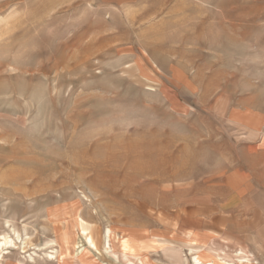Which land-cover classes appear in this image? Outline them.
Wrapping results in <instances>:
<instances>
[{
    "label": "rangeland",
    "instance_id": "rangeland-1",
    "mask_svg": "<svg viewBox=\"0 0 264 264\" xmlns=\"http://www.w3.org/2000/svg\"><path fill=\"white\" fill-rule=\"evenodd\" d=\"M12 228L1 264L145 262L107 229L149 264H264V0H0Z\"/></svg>",
    "mask_w": 264,
    "mask_h": 264
},
{
    "label": "bare ground",
    "instance_id": "bare-ground-1",
    "mask_svg": "<svg viewBox=\"0 0 264 264\" xmlns=\"http://www.w3.org/2000/svg\"><path fill=\"white\" fill-rule=\"evenodd\" d=\"M12 231H13V234L12 235H11V233L8 234L6 232L5 233H2L0 235V255L6 249L9 250L7 253H11V251L17 250V249H20L21 250V253H26L27 252V238H30V237H27V238L24 239V238H22V235L15 228H12ZM59 236H60L59 238H60V242H61V244H60L61 250H62L61 252L63 254L64 252H67V250H69V248H65V246L66 245L68 246V243L73 238V235H72V232L71 231H68L67 230V231L61 232ZM113 237H115V236L112 234V230L111 229H107V231L105 233V239L107 240L106 242H108L107 243L108 244V249H113L114 252L115 251L121 252L122 255L124 256V259H126V260H130V259H142V258L145 257V262L143 261V259L141 260L142 264H149L148 259L146 258V256H142L139 253V250H138L139 247H138V244L135 241H133V240L132 241H129V239H124L121 244H116L115 243V244H112L111 245V241H112V238ZM17 241H20L22 243V245L21 246H18ZM188 241L191 242V245H192L191 247L192 248H194V249L204 248L203 250H205V244H207L206 241H204V240L201 241L200 239L193 238V237L188 238ZM73 244H74V242H73ZM114 248H116V249H114ZM35 250L36 251L37 250H45V248H38V249H35ZM53 252L50 251V253H47L48 254L47 255L48 256L47 259L49 261H52V259L55 258ZM238 255H241V254H239L238 252H236V256H238ZM34 256H36V254H34ZM34 256H33V254H30V259H31V262L32 263H35L36 262L35 261L36 259H35ZM206 258H209V259H207V262H209V264H229L227 262L226 263L219 262L218 259H217V257H215L212 254V252L209 251V250H207V253L206 254H200V255L195 256L194 259H195V262L197 264H200L199 262L201 260L206 259ZM244 261H245L244 260V257H241V258L239 257L238 258V262L242 263ZM130 262H131V264H133V261H130ZM0 264H1V259H0ZM233 264H237V263H233ZM249 264H252V263H249Z\"/></svg>",
    "mask_w": 264,
    "mask_h": 264
}]
</instances>
